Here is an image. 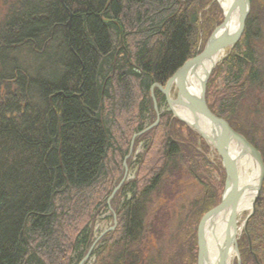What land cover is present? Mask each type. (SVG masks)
Listing matches in <instances>:
<instances>
[{
  "label": "trees",
  "instance_id": "obj_1",
  "mask_svg": "<svg viewBox=\"0 0 264 264\" xmlns=\"http://www.w3.org/2000/svg\"><path fill=\"white\" fill-rule=\"evenodd\" d=\"M251 3L243 37L215 68L205 96L212 113L264 159V58L257 43L264 7ZM0 6V264H80L123 178L132 137L147 129L148 118V127L156 123L154 98L159 108L166 102L154 86L165 87L202 52L224 13L213 0H0ZM137 140L148 142L139 155L142 176L123 183L112 199L116 230L91 258L198 264V225L220 204L224 176L220 183L209 177V147L170 112ZM190 180L203 193L181 204ZM255 210L253 250L247 236L238 242L241 264H264V246H257L264 244V227L257 229L264 189Z\"/></svg>",
  "mask_w": 264,
  "mask_h": 264
},
{
  "label": "water",
  "instance_id": "obj_2",
  "mask_svg": "<svg viewBox=\"0 0 264 264\" xmlns=\"http://www.w3.org/2000/svg\"><path fill=\"white\" fill-rule=\"evenodd\" d=\"M219 2L218 0H216ZM221 6V5H220ZM222 9V6H221ZM251 12V0H232L231 6L227 12L224 14L223 23L217 27L213 32L206 45L201 52L196 57L192 58L191 60L187 61L182 67L172 76L171 79L167 82L165 87L160 85H155L154 87L159 88L162 94L165 95L166 101L169 104L171 111L173 112L174 116L186 123L189 127L194 129L198 132L208 143H210L214 149L220 155L223 161V167L226 172V182H225V189L224 194L222 196V200L218 206L213 208L211 212L209 211L201 220L198 226V264H212L211 260L209 259L207 241L205 233V227L208 221L212 220L216 216L220 215L223 212L231 210V217L229 221L228 227V244H233L235 246V252L240 264V254L238 249V240L236 238H231V230L236 229V214H237V202H238V194L236 189V176H237V167L238 163L241 159L245 157H251L254 159L255 163L258 165L260 170L259 175V182L256 188V196L253 201V206L250 214L247 216L243 224L244 232L247 231L248 225L252 218H254L256 213V204L261 196V191L263 188L264 182V161L261 152L255 148L249 141L241 134H238L227 122L223 121L222 119L218 118L216 115L212 113L210 108L208 107L206 101V92H207V84L213 73L214 69L216 68L220 58L219 56L225 53L227 49L234 47L243 37L244 29L246 27V22ZM237 15L238 17V29L233 35H229L228 33V26L229 20ZM211 64L210 69L204 74V78L201 82V92L199 95L194 94L190 91L188 85V79L193 74L196 75L200 68H203L205 65ZM154 87H152V96L154 98ZM173 88L177 90V97L176 99L171 98V91ZM155 103V110L158 113V104L156 99L154 98ZM174 107H185L192 115L196 118V116H201L206 118L211 124L214 126V133L212 136H207L202 131L197 128L196 124L189 123L182 119L176 112L174 111ZM158 124L157 122L154 126H150L147 129L143 130L139 135L146 133L150 129L154 128ZM137 136L134 137L133 141ZM132 141L130 151L128 152V156L126 160L132 155L134 150V142ZM235 147L234 152H231V148ZM124 167L126 169L124 173V177L122 178L121 182L117 187L114 189L111 197L109 198L107 205L108 207L111 206V201L121 189L123 183H125L127 179V167L124 163ZM112 210V208L110 207ZM114 216V225L111 228V231H114L115 227L117 226V219L116 215L113 212ZM247 233V232H246ZM104 234L101 235L99 238H96V241L91 246L90 250L88 251L87 255L81 261L80 264H86L88 260L91 258L92 252L98 242L103 238ZM221 262L225 259V254L220 257ZM220 262V264H221Z\"/></svg>",
  "mask_w": 264,
  "mask_h": 264
},
{
  "label": "bare ground",
  "instance_id": "obj_3",
  "mask_svg": "<svg viewBox=\"0 0 264 264\" xmlns=\"http://www.w3.org/2000/svg\"><path fill=\"white\" fill-rule=\"evenodd\" d=\"M222 6L224 14H227L232 0H218ZM238 29V17L235 15L229 20L228 33L233 35ZM222 54L219 58H222ZM211 64H207L200 68L196 75H192L188 79V85L191 92L199 95L201 92V82L204 78V74L210 69ZM174 111L182 119L189 123L196 124L202 133L207 136H212L215 129L214 126L206 118L201 116L193 117V115L185 109V107H174ZM235 147L231 148V152H234ZM260 170L254 159L251 157H245L241 159L237 167L236 176V191L238 194L237 202V214H236V229L231 230V238H236L243 231V225L240 224L241 219L247 213H250L253 206V201L256 196V188L259 182ZM231 217V210L221 213L212 220L208 221L205 227V235L208 247V255L212 264H220V257L225 254V259L221 264H233L235 257V246L231 243L228 244V227Z\"/></svg>",
  "mask_w": 264,
  "mask_h": 264
},
{
  "label": "rangeland",
  "instance_id": "obj_4",
  "mask_svg": "<svg viewBox=\"0 0 264 264\" xmlns=\"http://www.w3.org/2000/svg\"><path fill=\"white\" fill-rule=\"evenodd\" d=\"M213 1H215V2H217L216 0H213ZM257 1H259L260 3H261V5L264 7V0H257ZM218 3V2H217ZM219 4V3H218ZM220 5V4H219ZM252 5H253V3H251V11H252ZM221 7V6H220ZM256 14L258 15V13H260L259 12V10H258V7L256 6ZM0 10H1V6H0ZM258 11V12H257ZM251 15V12H250V14H249V16ZM260 15L262 16V17H264V10H263V13L261 14L260 13ZM223 21V20H222ZM223 23V22H222ZM221 23V24H222ZM220 24V25H221ZM219 25V26H220ZM218 26V27H219ZM259 31H260V37L257 39V43H258V46H260L261 47V50L263 51V58H264V24L261 26V27H259V29H258ZM213 32V31H212ZM212 35V34H211ZM210 38V37H209ZM205 45H206V42H205ZM205 47V46H204ZM204 49V48H203ZM230 49H227L226 51H225V53L223 54V56H222V58H220V60H219V62H218V64H217V66L216 67H218V65H220V63L224 60V58L227 56V53H228V51H229ZM202 52H203V50H202ZM262 61H263V59H262ZM215 70V69H214ZM214 72V71H213ZM213 74V73H212ZM212 74H211V76H212ZM211 78V77H210ZM217 86H218V88H217V90H220L221 89V87H222V84H221V81H219L218 80V82H217V84H216ZM176 97H177V90H176V88H173V90L171 91V98L173 99H176ZM157 102V101H156ZM209 107V106H208ZM166 112H170V113H172V115H173V118L174 119H178L177 117H175L174 116V114H173V112L171 111V108H170V106H169V104L167 103V101L165 102V103H162L161 104V106H160V108H159V106H158V118H157V120H158V123H160V120H161V115L163 114V113H166ZM157 120H156V122H157ZM179 121H181L180 119H178ZM181 122H183V121H181ZM151 123V121L149 120V118L145 121V125L147 126V128H148V125ZM184 123V122H183ZM186 124V123H185ZM158 125V124H157ZM187 125V124H186ZM188 126V125H187ZM191 128V127H190ZM192 129V128H191ZM193 131H195L194 129H192ZM196 132V131H195ZM201 138H202V142L203 143H206V145H207V147H209L208 149H210L209 150V153L207 154V156H208V159H210V161L212 162V165H213V168L211 169V171L209 172V177L213 180V181H215L216 183H220L222 180V174H223V176H224V180L226 179V172H225V169H224V167H223V161H222V159H221V157H220V155H218V152L214 149V147L210 144V143H208V141H206L198 132H196ZM135 136H137L136 138H135V140L133 141V139H134V137ZM140 135L139 134H135L133 137H132V139H131V143H130V147H129V149L131 148V144H132V141L134 142V150H133V152L134 153H132V155L129 157V159H125L124 160V163L126 164V167H127V179H126V181H132V180H134L136 177H138L139 176V174H140V177L142 176V172L141 173H139V170L141 169V166H140V164L138 163V162H140V159H139V155H141L144 151H145V148H146V146H147V144H148V142L147 141H143V140H137L138 139V137H139ZM263 146V145H262ZM264 147V146H263ZM263 161H264V159H263ZM123 170H124V173H125V171H126V169H125V167H124V164H123ZM142 171V170H141ZM124 173H123V177H124ZM222 173V174H221ZM125 181V182H126ZM225 182H226V180L224 181V189H225ZM184 192L182 193L181 192V194L179 195L180 197H179V199H177L178 201H179V203H183V201L184 202H188V201H193V200H195L196 198H200V196H201V194L203 193V187H202V185H200V183H198V182H196V181H193V180H190L189 182H187V184H186V186H184ZM224 189H223V192H222V196H223V194H224ZM263 189H264V182H263V188H262V191H261V195H262V193H263ZM222 196H221V200H222ZM261 197V196H260ZM166 201H159V203L158 204H164ZM218 206V205H217ZM108 207V206H107ZM111 208H112V210H113V212L115 213V210H114V208H113V206H112V203H111V206H110ZM110 207H109V209L107 210V212H104L103 214H100V216L99 217H97V220H96V223H95V225H94V232H95V238H99L101 235H103L104 234V236L106 235V234H108L109 232H114L115 230H116V227H115V229H114V231H111V228L113 227V225H114V216H113V213H112V210L110 209ZM215 208V207H214ZM213 209V208H212ZM211 209V210H212ZM210 211V210H209ZM209 211H207L202 217H201V220H202V218L209 212ZM211 212V211H210ZM263 213V212H262ZM250 213H247V214H245L244 216H243V218L241 219V221H240V224L241 225H243L244 224V222H245V220L247 219V216L249 215ZM256 214V213H255ZM261 214V213H260ZM115 215H116V213H115ZM110 216H113V221L110 219ZM117 216V215H116ZM260 219L257 221V229H258V231L260 232H263V227H264V214H262V215H260ZM116 219H117V217H116ZM262 220V221H261ZM201 222V221H200ZM199 222V223H200ZM117 223H118V221H117ZM199 226V225H198ZM245 230L243 229V231H242V233L238 236V242L240 241H242L243 242V240H244V237L245 236H247V238H248V247H249V249L252 251L253 250V241H252V238H251V236H250V233H249V225H248V228H247V233L246 232H244ZM260 232V233H261ZM103 236V237H104ZM237 242V243H238ZM257 246H260V249H261V246H264V244H261V243H259V244H257ZM238 249H239V246H238ZM198 251H199V249H198ZM199 253V252H198ZM239 254H240V252H239ZM260 255H261V257H264V254H262V252H260L259 253ZM254 255V257H255V260H257V254H256V252L253 254ZM240 261H241V256H240ZM88 264H94L95 263V260H94V258H90L89 260H88V262H87ZM237 263H239V261H238V258H236L235 257V260L233 261V264H237ZM241 263H242V261H241ZM240 263V264H241Z\"/></svg>",
  "mask_w": 264,
  "mask_h": 264
}]
</instances>
